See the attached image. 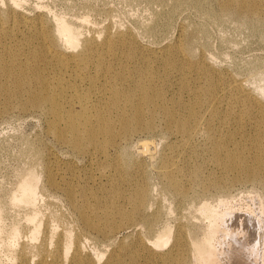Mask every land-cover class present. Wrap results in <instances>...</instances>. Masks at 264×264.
Here are the masks:
<instances>
[{
    "label": "rangeland",
    "instance_id": "rangeland-1",
    "mask_svg": "<svg viewBox=\"0 0 264 264\" xmlns=\"http://www.w3.org/2000/svg\"><path fill=\"white\" fill-rule=\"evenodd\" d=\"M16 1L0 0V42H3L0 55L5 48L14 50L19 45L23 60L27 59L30 49L47 45L68 57L74 55L75 64H68L67 68L42 66L43 75L48 82L60 81L68 93L78 88L85 98H91L88 113L95 120L87 127L97 126L96 109L107 104L120 68L108 71L94 68L98 63L96 57L88 68H80L82 63L77 51L81 47L73 50L53 35L56 17L67 18L72 26L85 32L81 44L92 36L93 26L99 38H104L108 29L113 36L122 34L126 40L134 39L143 55L135 60L123 59L127 71L149 62L150 58H164L168 54L185 64V68L172 69L165 82L159 76L164 69L154 68L158 75L153 80L164 94L161 107L177 109L174 98L181 97L186 102L193 98L191 90H179L174 73L181 72L199 89L205 83L206 70L220 85L237 84L248 95L242 103L230 100L222 107L227 115L243 114V131L236 134V140L250 142L264 125L257 114L259 107L264 108V13L239 16L221 12L219 0ZM254 4L264 6V1L254 0ZM214 12L217 14L213 15ZM21 18L42 32L24 37ZM111 19L119 23L111 24ZM2 25L13 35L5 38ZM189 34L194 35L190 51L183 46ZM12 80L7 72L0 70V264H34L44 257L50 259L57 246L66 252L70 250L68 255L75 247L83 254L98 251L103 256L96 260L104 264L110 254L124 257L127 251H142L136 244L140 241L150 244L166 226L183 237L184 257L188 264H194V243L201 241L212 228L202 209L204 202L234 195L240 200L238 210L244 219L246 207L256 203L252 196H264V183L249 170L252 160L246 161L240 179L210 184L211 178H226L227 172L209 151L211 142L207 131L208 121L219 125L222 118L207 113L205 105L196 117L197 126L191 137L171 130L159 113L154 119L145 115L144 120L154 123L153 128L144 125L132 129L127 136L117 138L115 144L113 140L101 146L104 140L101 135L91 144L76 146L55 136L44 109L33 107L20 95L6 96L14 87ZM22 102H26L24 107ZM64 105L65 113L70 112V104ZM116 112L111 110L113 116ZM84 123H78L80 130L84 129ZM143 140L149 142L148 151L142 150ZM229 147L234 148V142ZM171 149L176 160L167 162L164 156ZM126 161H131L132 172L125 171ZM172 167L181 173L177 178L184 185L185 194L177 192L165 176ZM196 167L200 169L198 178L194 175ZM30 170L38 176L36 193L30 202H15L23 178ZM137 182H145L146 207L131 219H125L123 213L129 214L135 193H139L135 190ZM69 190L73 196H69ZM107 205L116 209L106 221L103 210ZM146 219H151V224ZM36 226L39 232L33 238ZM240 226L250 241L258 242L264 249V231ZM12 228L17 236L14 245L7 248ZM172 243L173 239L165 247H171ZM140 262L166 264L159 260L147 261L144 256Z\"/></svg>",
    "mask_w": 264,
    "mask_h": 264
},
{
    "label": "bare ground",
    "instance_id": "bare-ground-1",
    "mask_svg": "<svg viewBox=\"0 0 264 264\" xmlns=\"http://www.w3.org/2000/svg\"><path fill=\"white\" fill-rule=\"evenodd\" d=\"M14 3H17V1L14 0ZM219 11L245 16L247 13H264V6H256L254 0H219ZM215 14L217 13L214 12L213 15ZM21 21L25 28L23 31L24 37L39 35L42 32L40 28H32L29 21L23 18H21ZM83 23L89 25L87 20H84ZM110 23L117 25L119 21L111 19ZM93 27L92 36L86 37L81 44V37L85 32L72 26L67 18L56 17V28L53 35L56 34L73 50H79L81 47L77 51L80 64L82 63L80 68H88L91 63H94L92 62L94 57L98 59V63L93 66L94 68H101V71L120 68L116 73L115 83L111 85L112 94L107 104L103 103L101 107L96 109L97 126L87 127L89 122L95 120L91 112L88 113V109H90L88 103L91 98H85V95L78 88H74L72 93H68V88L64 87L60 81L48 82L44 78L42 66L67 68L68 64L73 65L76 63L74 55L68 57L64 52H60L50 45L30 49L26 60H23L20 56V45L14 50L5 48L4 53L0 55V70L7 72L13 79L12 85L14 86L6 96L18 97L20 95L21 99H28V103L33 107L44 109L49 118V127L55 136L59 140L71 141L76 146L91 144L101 135L104 138L101 146H104L105 142H113V140L115 144L117 138L127 136L132 129L142 128L144 125L146 127L152 125L153 128L154 123L149 120L145 121V115L149 116L150 119H154L159 113L161 118L167 120L168 127L171 130L177 134L191 137L197 126L196 117L205 105L207 113L213 117L222 118L219 125L208 121L207 131L211 142L209 151L214 156L217 164L227 172L226 178L213 177L210 184H222L224 179H228V181L240 179L246 161L250 160L253 162L249 166V170L264 183V125H261V128L257 130L256 137L250 142L236 140V134L243 131V114L227 115L222 109L230 100L241 103L245 101L248 95L240 90L241 86L231 82L220 85L210 73L204 70L205 83L198 89L194 88L192 82L183 77L181 72L178 71L173 75L175 83L179 85L180 91L191 90L193 98L189 102L182 100L181 97L174 98L177 109L185 113H180L171 106L163 105L161 107L160 104L164 94L161 91L162 88L158 87L153 80L154 76L158 75L154 68L164 69L159 76L165 82L168 80L169 72L172 69L185 68L186 65L176 60L172 54H168L164 58H150L149 62L138 64L133 67L134 69L127 71L124 69L126 65L123 59L135 60L143 55L139 51L135 40L132 38L126 40L122 34L113 36L108 29L105 37L99 38L95 36L96 26ZM2 29L5 31V38L13 35L3 25ZM193 40V34L186 36L183 44L186 50H191ZM2 45L3 42L1 41L0 48ZM262 92L264 93V90ZM101 96L103 97V94ZM66 102L70 104L71 108L68 113H65L64 104ZM23 103L26 102L21 103L22 107L26 105ZM112 109L117 110L114 116L111 114ZM257 114L259 120L264 122L263 107L258 108ZM81 121L86 122L82 125L83 130H80L78 124ZM63 124L65 126H61ZM230 142H234V148L229 147ZM140 145L143 151H148V141L143 140ZM169 151L164 156L166 161L176 160L172 149ZM124 167L126 172H132L131 161H126ZM199 172V167H196L194 175L197 178L200 176ZM117 174L120 175V172L117 171ZM180 174L173 167L165 172V176L178 190L177 192L185 194L184 185L177 178ZM37 180V174L30 170L23 178L20 194L15 196L14 201L30 202L36 193ZM144 184L145 182H137L135 190H138L139 193H135L136 198L132 200V210L129 211V214L123 213L125 219H131L134 213L146 207L144 203L146 200ZM68 193L69 196H73L72 190H69ZM252 197L256 199V203L246 207L247 216L244 219L241 217L242 212L238 210L240 207L237 202H240V200L235 199L236 196L234 195L203 203L202 209L208 216L212 228L201 241L194 243V264H264V249L258 242L250 241L248 235L240 226L243 225L246 229L256 228L262 232L264 231V196ZM114 209H116V206L107 205L104 207L103 213L106 221L108 216L112 215ZM120 214H122V210H120ZM85 221L87 222L88 218ZM151 221V219H146L148 224H151ZM1 230L2 217L0 209ZM38 232L39 226H36L33 231V238H36L35 235ZM10 233L12 235L6 241L7 248L14 245L17 236L14 228ZM174 234L172 227L166 226L158 231L156 238L150 244L142 241L136 244L139 250L142 251H134V253L127 251L124 257H121L120 254L115 256L110 254L104 264H141L140 259L143 256L147 261L159 260L166 264H188L184 257L183 248L185 243L183 237L178 233L175 234L176 236ZM171 239H173L171 247L166 248L165 246L169 244ZM156 247L159 249H156ZM54 251L56 253L52 258L44 257V260H38L34 264H98L97 260H100L103 256L98 251L83 254L78 247H75L69 255L70 250L63 251L59 246ZM24 264L31 263L25 262Z\"/></svg>",
    "mask_w": 264,
    "mask_h": 264
}]
</instances>
